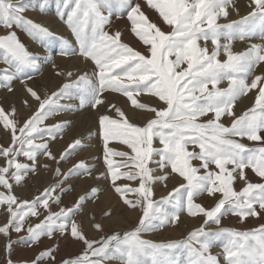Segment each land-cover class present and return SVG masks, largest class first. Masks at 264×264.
Listing matches in <instances>:
<instances>
[{
  "label": "snow or ice",
  "instance_id": "snow-or-ice-1",
  "mask_svg": "<svg viewBox=\"0 0 264 264\" xmlns=\"http://www.w3.org/2000/svg\"><path fill=\"white\" fill-rule=\"evenodd\" d=\"M145 4L158 13L160 23L150 19L138 0H63L61 7L67 11L58 15L73 33L76 48L68 39L24 15L37 7L46 11L48 0L31 8L25 0H0V26L8 30L6 35H0V61L6 65L0 69V83L9 91L13 90L14 79L30 80L32 76L26 74L42 71L43 63L54 59L47 48L43 56L29 51L14 28L23 30L41 46L59 39L62 46L58 55H80L94 63L91 75L71 70L58 72L66 82L43 97L26 84V91L38 107L24 120L14 115L15 108L10 119L0 107V121L11 136L9 146L0 145V159L4 161L0 164V186L7 190L0 192V208L8 215L7 222L0 225V235L8 237L7 264H16L11 258L12 231L26 232L22 239L32 244H39L45 236L53 239L56 234H70L85 244L80 256L63 259L60 264H107L113 260L120 264H220L211 248L222 237L226 239V264H264V224L249 230L221 226L222 218L228 214L238 216L242 223L249 217L259 218L264 212V182H251L245 171L251 169L264 180V72L256 74L264 63V43H250L242 52L233 51L237 39L250 41L258 35L264 41V0H250L248 6L252 11L226 23L218 20H227L230 8L239 14L234 0H145ZM121 13L127 15L131 32L146 46L144 52L124 42L119 30H106L112 15ZM161 24L169 30H163ZM221 83L227 87H219ZM253 90V105L237 115V101ZM108 91L121 93L136 109L150 112L153 117L139 126L108 101L115 116L101 114L98 118L106 169L95 178L110 179V186L123 205L132 211L139 210L141 215L135 228L113 231L95 240L85 235L75 217L102 190L92 188L72 206L64 205L62 200L72 190L68 180L81 174L92 175L95 166L82 160L65 173L59 166L52 169L51 164L41 165L39 157L59 164L85 147L82 139H76L59 160L52 152L51 144L62 138L71 122L46 121L75 107L61 101L78 99L81 108H97L105 104L104 93ZM141 94L158 98L163 106L140 102L137 97ZM210 113V118L201 120ZM225 116L231 119L228 125L222 122ZM155 140L162 147H155ZM111 142L128 150L110 146ZM19 157L27 162H21ZM113 157H120V162ZM40 167L52 171L55 182L31 200L14 195L13 183L22 185ZM169 168L170 172L165 171ZM172 174H178L184 183L160 200L153 199L152 186L163 183L166 187ZM237 179L245 184L239 192L234 188ZM129 194L134 198H129ZM204 194L214 199L211 207L196 202ZM53 205L59 210L54 211ZM185 212L192 217H204L186 238L160 243L142 238L146 232L178 225ZM111 216L108 212L105 218ZM33 217L39 223H28ZM92 220L93 227L104 232L105 225L95 221V217ZM58 248V244L46 248L32 261L22 264H55Z\"/></svg>",
  "mask_w": 264,
  "mask_h": 264
},
{
  "label": "rangeland",
  "instance_id": "rangeland-1",
  "mask_svg": "<svg viewBox=\"0 0 264 264\" xmlns=\"http://www.w3.org/2000/svg\"><path fill=\"white\" fill-rule=\"evenodd\" d=\"M41 0H25V3L29 5V7L38 6ZM138 2L142 5L143 11L150 17V19L160 23L158 13L149 8L145 4V0H138ZM189 3H192V0H188ZM63 0H48L47 10L41 12L38 10H28L24 13L27 18H30L42 25L48 27L51 31H53L59 37H65L73 44V47L78 46L75 42V38L71 30L66 26L64 21L59 18L58 13L60 11H67L62 9L61 5ZM107 14V13H105ZM244 15H240L237 19H231L230 15L225 20L221 17L218 22L226 23L231 20H239ZM58 17V18H57ZM120 18V19H119ZM51 21V22H50ZM123 25H122V24ZM61 25V26H60ZM125 25V26H124ZM163 30L168 31V26L161 24ZM17 32V35L20 37L21 41L25 43L28 47V50L34 53H38L41 56L45 55L46 48L54 58L50 63H43L42 71L40 72H32L26 75H31L32 79L27 80L25 77V82H22V79H14L11 82L12 91L8 90L6 85L0 83V107H3L6 113L9 114V118L11 119L13 113L11 110L13 108L16 109L15 116L20 120H24L30 117L33 112L38 107L35 100L30 96V94L26 91V84L33 88V90L37 91L39 95L42 97L48 93L51 94L58 90V88L66 82L65 77L61 75H57L58 72H65L71 70L75 73H88L92 74L94 69V63L88 59L80 55L73 56H60L57 53L61 48V41L59 39L50 40L46 46H41L39 42L28 36L23 30L19 28L12 29ZM109 32H115L119 30L122 35V40L126 43H129L131 46L136 48L137 50L144 52L145 47L142 42L138 40L131 32V23L127 19L126 14H113L111 17V24L107 27ZM7 29L0 26V35H6ZM126 33H125V32ZM62 34V35H61ZM127 37V38H126ZM261 41L259 36H254L250 41ZM239 39L233 42V51L234 52H242L246 48L245 45ZM203 43V42H201ZM239 45V47H236ZM209 48L212 47L211 41L208 42ZM235 46V47H234ZM240 48V49H239ZM2 53V50H0ZM79 59L80 62L71 63V58ZM225 57L222 55L220 57L223 60ZM63 59V60H61ZM174 59V57H171ZM67 61V62H66ZM60 63V64H59ZM84 63V65H83ZM87 63V64H86ZM55 64V68L53 67ZM67 64V65H66ZM72 65V66H70ZM74 65V66H73ZM61 66V67H60ZM86 66V67H85ZM90 66V67H89ZM6 65L0 61V69L5 68ZM89 67V68H88ZM84 69V70H83ZM86 70V71H85ZM88 71V72H87ZM92 71V72H91ZM91 72V73H90ZM76 77L74 76L73 79ZM211 88V85L209 86ZM219 87L224 88L227 87L226 83H221ZM256 90L248 93L246 96L241 97L234 108V111L237 115H240L246 109L239 110V105L243 102L253 101ZM104 96L107 97V100L103 106H98L97 108H93L90 105H86L84 107H79V100L73 99L70 101H61V103L72 104L75 107L71 111L62 112L56 115L54 118L46 121L47 124H52L58 121H70V127H67L64 132L62 138H58L51 144L52 152L57 156L58 160L60 155L68 148V146L73 143L76 139H82L85 147L82 150L75 152L67 162L59 161V164L51 161L45 156H40L39 161L42 164L48 163L51 164L52 169H55L57 166L61 168L65 173L73 166L76 165L80 161H85L89 164V166H95V171L92 175H84L74 176L73 178L68 180V185L71 186V191L67 192L63 195L62 200L63 204L67 206H72L73 203L78 199L79 196L84 195L85 193H90L92 188H100L102 191L100 192L97 199L92 200L89 199L83 211L75 217L77 223L81 224L84 230L85 235L89 239L99 240L103 235L110 234L113 231L124 232L127 230H131L135 228L137 225L138 219L140 218V211H132L129 210L126 206L123 205L120 197L117 193H115L114 189L110 186V179H98L101 172H104L106 169V165L103 162L102 157V136L98 132V118L101 114H108L110 116H115L114 110H111L110 105L107 103L111 101L112 104L120 107L130 119V121L136 123L139 126H144L148 119L153 117V114L147 112L145 110L136 109L131 101L128 100L127 97L123 96L121 93L116 92H105ZM117 97V98H116ZM137 99L142 103H148L154 107H162L161 102L158 101V98L152 97L147 94H141ZM25 101L28 104H25ZM126 103V104H125ZM108 104V105H107ZM20 105V106H19ZM31 105V107H28ZM252 106V105H251ZM250 108V107H249ZM103 109V110H102ZM138 113V114H137ZM211 113L208 117H203L201 120H207L211 117ZM83 122V123H82ZM226 125L231 123V119L225 116L222 120ZM246 144L252 145V142L247 140L243 141ZM11 143V136L3 127L2 121H0V145L9 146ZM110 146L116 147L120 150H128L126 146H121L116 142H111ZM154 146L159 148L162 147L159 144L158 140L154 141ZM191 151V146L189 147ZM198 151V149H197ZM88 154V155H87ZM116 162H120V157H113ZM158 159V157H157ZM21 162H27L26 158L19 157ZM3 159H0V164H3ZM194 164H198V161H193ZM155 167V165H152ZM215 169V166H210ZM125 171L126 169H121ZM165 171L170 172V168ZM247 178L253 183H262L264 180H261L251 169H246ZM158 175L162 173H157ZM55 182L54 174L50 170H45L43 167H40L36 173H30L24 180L22 185H16L13 183L12 193L21 199L31 200L36 195L39 194V191L44 188L50 186ZM184 183L183 179L178 176V174H172L167 181V186L165 187L163 183L154 184L153 191L155 200H160L161 197L167 196L169 192L172 191L173 188L177 187L179 184ZM133 186H135L133 184ZM245 186L244 181L237 179L234 184V188L236 191L242 190ZM7 190L0 186V192H6ZM220 194H217L219 197ZM129 198H134L132 194H129ZM197 203L203 204L205 207H211L214 204V199L207 194L199 196L196 199ZM53 210L58 211L59 209L53 205ZM171 210L170 208L168 209ZM108 212L112 213L111 218H105ZM92 217H95V221L102 222L105 225L104 232L97 231L93 227ZM43 219V216L40 217ZM204 217L202 215H198L195 217L189 216L186 212L181 215L180 221L178 225L165 227L158 231L146 232L143 234L142 238L151 240L153 242H169L173 240H181L188 236V234L199 227L203 222ZM8 220V215L3 211V208H0V225H3ZM30 224L39 223V220L36 218H30L28 220ZM261 224H264V212H261L259 218L257 217H249L244 222H240V218L234 214H228L222 218L221 226L222 227H230L238 230H249L256 229ZM27 227V225H26ZM213 227H215L213 225ZM26 232L16 233L12 231L10 234V238L14 241L12 245L11 258L16 262V264H22L23 261H32L38 253L49 248L53 245L58 244L59 248L57 249L55 256L56 261L55 264H60V261L66 258H76L80 256L85 250V244L75 240L71 237L70 234H56L53 239H49L47 236L42 237L39 244H32L30 240L22 239V237H26ZM8 237L0 235V264H7V253L5 251V244L7 243ZM226 243L225 238H220L215 240L213 243V247L211 248V253L213 255L218 256L220 260V264H226L225 258L223 255V245ZM44 264H52L51 261H45ZM107 264H120L119 261H109Z\"/></svg>",
  "mask_w": 264,
  "mask_h": 264
},
{
  "label": "bare ground",
  "instance_id": "bare-ground-1",
  "mask_svg": "<svg viewBox=\"0 0 264 264\" xmlns=\"http://www.w3.org/2000/svg\"><path fill=\"white\" fill-rule=\"evenodd\" d=\"M249 2L250 0H234V7L239 9V14H237L232 8L229 9V15L231 17V19H237L240 15H247L250 11H252V8H250L248 5H249ZM58 18V17H57ZM120 19V18H119ZM51 22V21H50ZM122 24V23H121ZM123 25V24H122ZM61 26V25H60ZM125 26V25H124ZM125 32V31H124ZM126 33V32H125ZM62 35V34H61ZM66 37V36H65ZM64 37V38H65ZM127 38V37H126ZM245 45H243L246 49L248 48L249 44L252 43V44H258V43H264V41H245L243 42ZM235 47V46H234ZM236 47H239V45H236ZM76 48H78V46H76ZM240 49V48H239ZM245 49V50H246ZM76 56V55H75ZM72 60L70 61L71 63H74V62H80L81 63V60L79 61V59H77V57L75 58H71ZM63 60V59H61ZM67 62V61H66ZM60 64V63H59ZM87 64V63H86ZM67 65V64H66ZM84 65V63H83ZM72 66V65H70ZM74 66V65H73ZM61 67V66H60ZM86 67V66H85ZM90 67V66H89ZM88 67V68H89ZM84 70V69H83ZM86 71V70H85ZM88 72V71H87ZM92 72V71H91ZM90 72V73H91ZM264 72V63H262L257 69H256V74H260ZM83 74V73H82ZM117 98V97H116ZM253 101V98L251 99V101H248V102H243L242 104H240L239 106V110H242V109H246V108H249L251 107V104ZM126 104V103H125ZM108 105V104H107ZM20 106V105H19ZM100 106H103V105H100ZM103 110V109H102ZM138 114V113H137ZM83 123V122H82ZM88 155V154H87Z\"/></svg>",
  "mask_w": 264,
  "mask_h": 264
}]
</instances>
